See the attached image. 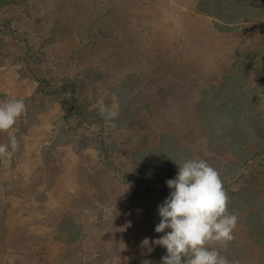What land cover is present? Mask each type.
Wrapping results in <instances>:
<instances>
[{"label": "rangeland", "instance_id": "1", "mask_svg": "<svg viewBox=\"0 0 264 264\" xmlns=\"http://www.w3.org/2000/svg\"><path fill=\"white\" fill-rule=\"evenodd\" d=\"M10 98L27 111L0 132L19 145L0 157V264H161L141 242L164 234L158 206L188 158L218 169L238 216L216 247L264 264V0H0Z\"/></svg>", "mask_w": 264, "mask_h": 264}, {"label": "clouds", "instance_id": "2", "mask_svg": "<svg viewBox=\"0 0 264 264\" xmlns=\"http://www.w3.org/2000/svg\"><path fill=\"white\" fill-rule=\"evenodd\" d=\"M27 111L22 98L0 102V132L13 129L17 120ZM101 115L110 120L115 113L107 107ZM14 134L8 144H0V157H11L18 149ZM171 189L168 197L158 206L160 222L158 239H143L141 247L153 250L152 245L166 249L161 264H234L221 250L234 240L238 216L229 211V196L218 169L201 158H188L178 164L175 178L166 181ZM170 229V231H165Z\"/></svg>", "mask_w": 264, "mask_h": 264}, {"label": "trees", "instance_id": "3", "mask_svg": "<svg viewBox=\"0 0 264 264\" xmlns=\"http://www.w3.org/2000/svg\"><path fill=\"white\" fill-rule=\"evenodd\" d=\"M230 102V106L231 107H234L233 109H234V114L232 113L231 115H230V117H233L235 114L236 115H238V113L240 114V111H241V108H242V105H240V104H236L232 99H231V101H229ZM229 109H232V108H229ZM236 111L238 112V113H236ZM255 114V116L254 117H256V115L260 118L261 117V115L258 113V114H256L255 112H249V111H246V116H249V118L250 119H252L253 118V114ZM208 119V118H207ZM227 122H230V123H234V122H232L231 120H227ZM235 126H236V123H234V125L232 126V125H230V124H228V130H230V129H232V130H234V131H238V127H236L235 128ZM257 132H258V134H260L261 136H264V126L263 125H258V127H257ZM239 135H241L240 134V132H239ZM250 137H244L243 139H244V142H242V145H241V141L240 140H235V144H237L238 146H240L241 145V147H239V151H238V153L240 154V162H242L243 160H244V158L245 157H247V147H249L250 145H251V142H248L247 140L249 139ZM264 142V141H263ZM264 147V146H263ZM255 231H256V233L259 235V234H262V236H264V224L263 223H261L260 221L258 222V223H256L255 224ZM260 236V235H259ZM263 238V237H262Z\"/></svg>", "mask_w": 264, "mask_h": 264}]
</instances>
